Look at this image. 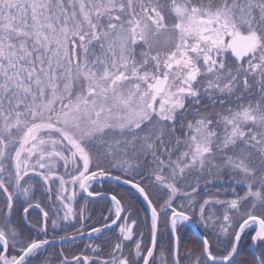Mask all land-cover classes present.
Wrapping results in <instances>:
<instances>
[{
    "label": "snow or ice",
    "instance_id": "6c2138e0",
    "mask_svg": "<svg viewBox=\"0 0 264 264\" xmlns=\"http://www.w3.org/2000/svg\"><path fill=\"white\" fill-rule=\"evenodd\" d=\"M0 264H264V0H0Z\"/></svg>",
    "mask_w": 264,
    "mask_h": 264
}]
</instances>
